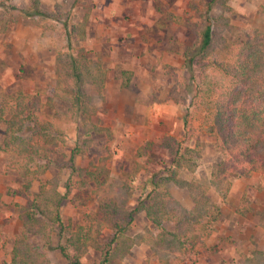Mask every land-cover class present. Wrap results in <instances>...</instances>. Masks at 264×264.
Here are the masks:
<instances>
[{
    "label": "rangeland",
    "instance_id": "374dc122",
    "mask_svg": "<svg viewBox=\"0 0 264 264\" xmlns=\"http://www.w3.org/2000/svg\"><path fill=\"white\" fill-rule=\"evenodd\" d=\"M209 1L41 0L46 14L29 16V0H0V99L3 93L20 90L39 94L46 102L48 118L59 121L64 131L58 152L68 159L74 146H84L90 138L77 163L93 168L104 159L108 167L103 188L94 189L93 184L72 192L64 209L67 222L80 223L105 193L118 198L130 193L127 205L134 207L142 192L149 191L144 187L151 174L172 164V149L161 145L167 136L179 140L184 152L192 149L189 154L196 168L183 170L186 179L209 180L227 156L216 135L199 127L191 99L201 82L200 62L193 70L186 64L188 48L207 24ZM229 5L228 9L214 5L210 12L213 42L209 50L217 58L230 57L250 33L264 30V15L259 12L264 0H230ZM179 16L186 23L178 22ZM74 58L104 71L103 83L90 80V75L98 73L96 68L86 76L89 109L84 115L71 110L68 99L50 91L61 79L73 84L69 67ZM86 121L100 129L87 133ZM4 129L1 124L0 142ZM19 159L17 154L0 151V264H12L13 245L25 228L21 206L26 199L17 194L24 190L25 177L22 170L11 167V161ZM70 172L52 165L33 182L31 191H37L46 179L58 180L63 190ZM171 188L181 202L191 204L187 188ZM210 195L214 207L210 234L194 249L169 252L143 243L114 264H264V174L236 175L226 196L214 188ZM167 228L173 229L174 222L167 223ZM150 229L153 223L139 212L129 233ZM41 236L29 240L45 252ZM52 236L56 244L57 232ZM107 237L103 232L99 240ZM47 255L48 264H69L57 249ZM82 260L98 264L99 252L89 248Z\"/></svg>",
    "mask_w": 264,
    "mask_h": 264
},
{
    "label": "trees",
    "instance_id": "16d2710c",
    "mask_svg": "<svg viewBox=\"0 0 264 264\" xmlns=\"http://www.w3.org/2000/svg\"><path fill=\"white\" fill-rule=\"evenodd\" d=\"M29 1L27 15L46 14L40 5L41 0ZM229 1H209L207 24L195 45L186 53V64L192 70L200 62L201 82L195 87L191 99V105L200 117L199 127L216 135L219 146L227 152L207 181L182 177L184 169L194 171L196 168L189 154L192 149L184 152L179 140L167 136L161 145L172 149V164L151 174L144 187V191L148 187L149 191L142 192L144 195L134 207L127 205L130 193L125 198L105 193L95 209L83 214L80 223L67 222L64 209L73 191L94 185V189H101L107 184L109 171L104 159L93 168L77 163L76 158L91 144L90 138L86 139V145L74 146L70 157L65 159L66 155L58 152L65 141L64 131L59 121L48 118L44 112L46 102L39 94L20 90L1 95L0 126L4 124L5 129L0 151L20 156L19 160L11 161V167L22 170L25 177L24 190L17 193L26 199L21 206L25 228L13 245L12 264H48L47 253L52 249L59 250L69 264H83L82 259L89 248L99 252L98 264H114L135 245L143 243L157 250L185 253L210 234L214 219L210 190L214 188L226 196L232 188L234 176H251L255 172L264 174V30L250 33L230 57L217 58L211 56L209 50L213 42L210 12L217 4L231 8ZM259 12L264 15V6ZM176 20L186 23L180 16ZM71 63L69 70L73 84L70 86L61 79L50 91L68 99L72 103L71 110L78 109L84 115L89 109V102L85 100L88 98L84 89L86 76L96 68L98 73H91L90 80L103 83L104 71L98 65L85 64L82 58H74ZM192 77L196 76L193 74ZM60 114L63 117V113ZM84 126H87V133L100 129L87 121ZM52 165L70 168L71 172L62 184L64 189H60L58 180L46 179L37 191H31L33 182ZM173 185L190 191L191 204H184L177 198L171 188ZM139 212L148 217L154 229L131 235L129 230ZM169 222H174L173 229L167 228ZM54 231L58 236L56 244L52 241ZM103 232L108 237L101 242L99 237ZM36 235H42L45 240V252L29 240L30 236Z\"/></svg>",
    "mask_w": 264,
    "mask_h": 264
}]
</instances>
